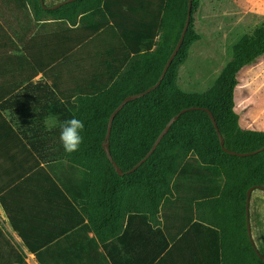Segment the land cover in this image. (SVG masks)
Returning a JSON list of instances; mask_svg holds the SVG:
<instances>
[{"label": "crops", "instance_id": "1", "mask_svg": "<svg viewBox=\"0 0 264 264\" xmlns=\"http://www.w3.org/2000/svg\"><path fill=\"white\" fill-rule=\"evenodd\" d=\"M105 1L79 27L37 0H0V264H227L207 198L181 190L156 212L126 191L98 198L93 160L61 145V122L80 119L93 137L109 88L153 63L136 0Z\"/></svg>", "mask_w": 264, "mask_h": 264}, {"label": "trees", "instance_id": "2", "mask_svg": "<svg viewBox=\"0 0 264 264\" xmlns=\"http://www.w3.org/2000/svg\"><path fill=\"white\" fill-rule=\"evenodd\" d=\"M105 2L73 0L54 9H43L37 0V10L72 25L78 22L80 27L86 14L103 10ZM136 2V9L141 16L137 15L132 24L139 31L137 36L144 50H149L155 42L152 66L149 68V65L143 64L141 75L139 71L135 74L126 72L109 88L106 92L108 99L96 111L98 115L95 123L89 127L93 137L84 138L79 151L71 153V156L84 160L88 158L89 162L93 160L98 198L101 195L117 197L126 191V195L140 197L143 208L151 212L158 210L164 198L181 190L207 198L218 213L217 225L222 227L227 264H264L249 241L245 217L247 189L253 185L264 186V150L249 156L225 152L207 112H211L225 148L246 152L264 145V131L240 126L233 99L238 72L264 54V24L257 26L248 39L235 46L216 82L204 95L186 92L178 88L174 81L188 47L200 38L193 25L194 15L201 7L202 0H192L191 16L182 44L159 85L129 100L114 115L109 151L123 172L119 175L102 146L108 118L126 96L142 92L156 83L178 41L188 4V0ZM146 15L153 16L152 22L145 18ZM101 26L102 23L89 32H80V41ZM150 27L151 32L147 33ZM157 35L158 39L154 41ZM188 107L195 108L182 113L151 155L134 171L129 172L151 148L167 121ZM255 246L264 256L263 248Z\"/></svg>", "mask_w": 264, "mask_h": 264}, {"label": "rangeland", "instance_id": "3", "mask_svg": "<svg viewBox=\"0 0 264 264\" xmlns=\"http://www.w3.org/2000/svg\"><path fill=\"white\" fill-rule=\"evenodd\" d=\"M58 1L45 0L47 4ZM194 18L200 38L188 47L174 84L183 91L204 95L235 46L264 24V0H202ZM233 99L240 126L264 131V54L238 72ZM249 209L254 243L264 250V191L252 192Z\"/></svg>", "mask_w": 264, "mask_h": 264}, {"label": "water", "instance_id": "4", "mask_svg": "<svg viewBox=\"0 0 264 264\" xmlns=\"http://www.w3.org/2000/svg\"><path fill=\"white\" fill-rule=\"evenodd\" d=\"M40 3L42 5H44V0H39ZM70 1H73V0H61L57 3H54L53 5H50V6H44L45 8L47 9H54V8H57L59 7L61 4H64L66 2H70ZM191 2L192 0H188V4H187V14H186V19H185V22H184V25H183V28L181 30V33H180V36L178 38V41L177 43L175 44L172 52L170 53L169 57L167 58L164 66H163V69L161 71V74L158 78V80L156 81V83L152 86H150L149 88L145 89L144 91L142 92H139V93H136V94H133V95H129V96H126L118 105L117 107L111 112L109 118H108V123H107V132H106V135H105V140L103 141V150L105 151L106 153V156L107 158L109 159V161L112 163L113 167L115 168L116 172L119 174V175H122L123 172L122 170L118 167V165L114 162V160L112 159V156L110 154V151H109V135H110V129H111V124H112V120L114 118V115L116 114V112L126 103L128 102L129 100L131 99H134V98H137L139 96H142L143 94H145L146 92H149L150 90L154 89L156 86L159 85L161 79L163 78L168 66L170 65V63L172 62L173 58L175 57V55L177 54L181 44H182V41H183V37H184V34L187 30V27H188V24H189V19H190V16H191ZM195 107H188V108H183L181 109L179 112H177L175 115H173L168 121L167 123L165 124V126L163 127V129L160 131V133L158 134L157 138L155 139L154 143L152 144L151 148L148 150V152L131 168L129 169V172H132L134 171L138 166H140L150 155L151 153L155 150L156 146L158 145L159 141L161 140V138L164 136V134L169 130L170 126L173 124V122L184 112H186L187 110H192L194 109ZM208 114L211 118V121L214 125V128L216 130V133H217V136H218V140H219V144L220 146L222 147V149L231 154V155H237V156H249V155H254L256 153H259L261 151L264 150V145L261 146V147H258L256 149H253L251 151H246V152H238V151H234V150H229L227 148L224 147V141H223V137L222 135L220 134L218 128H217V125H216V122L211 114L210 111H208ZM255 189H260L262 191H264V186L263 185H253L251 187H249L246 191V198H245V217H246V230H247V234H248V238H249V241L250 243L252 244V246L254 247L257 255L264 261V256L261 255L258 250L256 249V246L254 244V240H253V237H252V233H251V223H250V215H249V204H250V199H251V194L252 192L255 190Z\"/></svg>", "mask_w": 264, "mask_h": 264}, {"label": "clouds", "instance_id": "5", "mask_svg": "<svg viewBox=\"0 0 264 264\" xmlns=\"http://www.w3.org/2000/svg\"><path fill=\"white\" fill-rule=\"evenodd\" d=\"M59 140L64 151L68 154L79 151L83 143L81 131L84 128V122L75 117L60 123Z\"/></svg>", "mask_w": 264, "mask_h": 264}]
</instances>
